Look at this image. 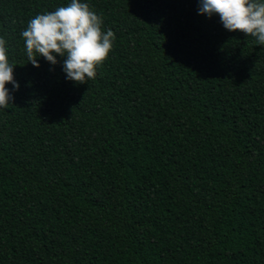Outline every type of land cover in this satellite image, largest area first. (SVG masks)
I'll return each instance as SVG.
<instances>
[{
	"label": "trees",
	"instance_id": "obj_1",
	"mask_svg": "<svg viewBox=\"0 0 264 264\" xmlns=\"http://www.w3.org/2000/svg\"><path fill=\"white\" fill-rule=\"evenodd\" d=\"M115 34L95 79L27 58L70 0H0V264H264V46L199 0H81Z\"/></svg>",
	"mask_w": 264,
	"mask_h": 264
},
{
	"label": "clouds",
	"instance_id": "obj_2",
	"mask_svg": "<svg viewBox=\"0 0 264 264\" xmlns=\"http://www.w3.org/2000/svg\"><path fill=\"white\" fill-rule=\"evenodd\" d=\"M198 12L209 18L218 15L228 31H240L264 46V0H199ZM28 61L39 67L37 57L52 65L57 56L65 57L66 78L77 84L96 78V69L108 58L115 34L102 31V19L88 3L70 0L66 6L38 14L21 32ZM14 65L9 63L6 41L0 38V108H8L14 99L7 84L19 89L14 79Z\"/></svg>",
	"mask_w": 264,
	"mask_h": 264
}]
</instances>
